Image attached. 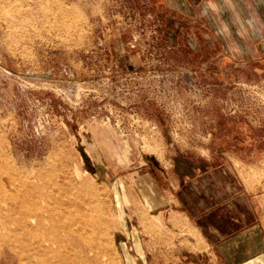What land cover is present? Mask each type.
I'll return each mask as SVG.
<instances>
[{"label": "rangeland", "instance_id": "rangeland-1", "mask_svg": "<svg viewBox=\"0 0 264 264\" xmlns=\"http://www.w3.org/2000/svg\"><path fill=\"white\" fill-rule=\"evenodd\" d=\"M198 25L180 0H0V164L94 188L110 264H218L169 217L171 168L228 164L264 193L263 67Z\"/></svg>", "mask_w": 264, "mask_h": 264}, {"label": "crops", "instance_id": "crops-1", "mask_svg": "<svg viewBox=\"0 0 264 264\" xmlns=\"http://www.w3.org/2000/svg\"><path fill=\"white\" fill-rule=\"evenodd\" d=\"M180 5L199 18L195 40H207L212 47L217 42L225 55L255 61L264 71V0H180ZM168 173V201L184 208L170 207L169 217L195 231L198 251L218 264H264V193L228 164L184 177L173 168ZM152 186H146V193Z\"/></svg>", "mask_w": 264, "mask_h": 264}, {"label": "bare ground", "instance_id": "bare-ground-1", "mask_svg": "<svg viewBox=\"0 0 264 264\" xmlns=\"http://www.w3.org/2000/svg\"><path fill=\"white\" fill-rule=\"evenodd\" d=\"M78 187L72 195L49 190L38 176L0 164V257L8 247L18 264H110L109 225L92 205L102 197L83 180Z\"/></svg>", "mask_w": 264, "mask_h": 264}, {"label": "trees", "instance_id": "trees-1", "mask_svg": "<svg viewBox=\"0 0 264 264\" xmlns=\"http://www.w3.org/2000/svg\"><path fill=\"white\" fill-rule=\"evenodd\" d=\"M262 131H264V128L262 129ZM263 140H264V137H263Z\"/></svg>", "mask_w": 264, "mask_h": 264}]
</instances>
